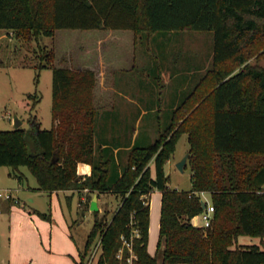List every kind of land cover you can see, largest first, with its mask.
<instances>
[{
	"label": "trees",
	"instance_id": "obj_1",
	"mask_svg": "<svg viewBox=\"0 0 264 264\" xmlns=\"http://www.w3.org/2000/svg\"><path fill=\"white\" fill-rule=\"evenodd\" d=\"M0 29L28 40L53 36L59 29L132 30L135 36L212 31L215 86L199 105L211 104L208 125L194 121L195 110L176 129L179 111L194 106L193 101L182 103L153 144L130 149L120 174L113 170V156H97L96 72L53 66L51 128L31 120L28 129H0V166L11 167L20 180V167H28L40 190L78 192L84 196L83 215L95 193L120 198L110 219L108 212L94 211L77 264H88L98 238L101 252L94 264H130L129 250L121 259L118 252L122 236L130 239L134 231L139 232L133 239L134 264H264V65L252 64L248 54L264 40V0H0ZM53 60L49 52L43 67ZM230 60L240 69L227 67ZM185 132L194 152L189 191L171 189L165 172ZM154 190L162 192V214L157 252L151 255L147 247ZM202 192L215 208L207 229L192 223L204 210ZM241 236L258 237L261 244H241Z\"/></svg>",
	"mask_w": 264,
	"mask_h": 264
},
{
	"label": "rangeland",
	"instance_id": "obj_2",
	"mask_svg": "<svg viewBox=\"0 0 264 264\" xmlns=\"http://www.w3.org/2000/svg\"><path fill=\"white\" fill-rule=\"evenodd\" d=\"M113 32L125 36L118 43L119 47L122 48V53L126 55L129 53V63L131 66L133 65V61L136 64L135 72L130 71L128 74L130 83L138 80H134V77H143L147 84L157 82V80H160L159 77H161V74L157 72V65H161L162 68L167 66L166 70L168 71H164L167 74H169L171 68L174 73L170 84H165L162 79L161 82L159 81L160 85H162L159 89H156L154 92L142 93L146 96V106L151 111V114L146 115L143 119L144 122L140 125L137 145L149 146L153 144L158 139L160 132L166 130L172 124L174 111H177L178 107L186 101H193L194 106L188 110L181 109L179 111L180 116L177 117L175 122L176 129L181 128V125L188 121V117L195 110L199 113L198 119L194 121H200V123L208 125L210 110L208 106L211 107V104L208 103V105L202 108L199 105L201 102L207 100L215 86V80L211 75L214 46V33L212 31L183 30L179 32L155 33L150 36L140 34L135 36L136 43L133 42L135 33L132 30H113ZM3 33H5V29H0V129H14L16 118L23 121V125L20 128L28 129L32 126L31 120H37L42 128L50 129L52 126L53 104L52 67L77 69L85 64H92L93 59L97 57L101 49L98 39L101 37L104 41L105 45L103 44L101 50H105L109 45L105 35H108L109 32L105 29H59L53 36L40 35L30 40L25 39L22 34L16 31H12L11 39L7 34L3 36ZM263 50L264 40L254 44L250 48L248 54L252 64L264 65ZM49 52L54 54V60L50 66L43 67V64L48 63L47 55ZM152 66L156 68L153 70ZM226 66L236 70H239L241 67L235 60H230ZM37 74H39L38 82L36 81ZM129 96L131 97L133 94L130 93ZM175 97L179 101V104L176 109H173L171 120L168 123L160 122L155 132L153 131L152 133L151 129L155 127L153 121L155 120L156 113L169 111L167 106L160 110H157V108L152 109L150 107L152 102L160 99L161 102L168 105ZM95 100L94 89V104L98 112V118V115L103 111L105 106H99V103ZM115 109L116 111L118 110L117 107ZM131 119V117L126 119L129 122L127 124L115 123L114 126L117 128L124 127L125 134L126 131H130L131 133L132 130L130 129L134 126ZM196 122L193 123L194 126ZM102 125L103 122L101 121L100 126ZM146 136L147 139H145ZM187 137L189 138V132H185L181 136L175 152L165 164L166 175L170 178L168 185L171 189L185 191L192 189V160L194 152L191 151ZM129 151L124 163L119 165L121 170H123L128 162ZM187 154H189L187 163L184 170L181 171L177 164ZM150 165L153 171L152 175H155L153 161ZM23 168L30 175L31 181L37 184L36 178L29 171L28 167L23 166ZM106 194H102L104 195V211L99 213L103 215L105 212H108L110 219L119 205L120 199ZM67 195H71L70 200L67 199ZM67 195L60 193L59 198H57L55 207L57 208V221L61 225L71 224L70 231L75 239V242H73L83 249L87 237L93 228L95 213L92 210H87L83 215L79 207V194L71 192ZM206 198L208 202H211L210 195L207 194ZM47 201L44 203L49 206ZM161 214L162 192L154 190L150 196V222L147 247L151 255H155L158 248L161 231ZM194 222L197 225L202 224L199 215L196 216ZM255 242L258 245L261 244L259 238H256Z\"/></svg>",
	"mask_w": 264,
	"mask_h": 264
},
{
	"label": "crops",
	"instance_id": "obj_3",
	"mask_svg": "<svg viewBox=\"0 0 264 264\" xmlns=\"http://www.w3.org/2000/svg\"><path fill=\"white\" fill-rule=\"evenodd\" d=\"M105 30L109 32L108 35H105L108 40V47L103 51L101 50L105 43L100 37L98 42L101 49L97 57L93 59L92 64H85L78 68H88L96 72L95 101L99 103V106H105L97 118L95 133L97 156L102 155L104 158L113 156L116 161L113 170L116 169L121 174L119 165L124 163L128 151L137 144L140 125L144 122V117L151 114L146 106V96L142 93L154 92L159 89L162 86L160 85L162 79L165 84H170L174 73L172 68L169 74L164 72L168 71L166 70L167 66L163 68L161 65H157V68L152 66L153 70L156 68L157 72L161 74V77L158 76L160 80L147 84L143 77H134V80H138L130 83L128 74L130 71L135 72L136 64L133 61L131 66L129 53L127 55L122 53V48L119 47L118 43L125 36L118 35V33L113 32V29ZM6 34L10 39L12 38V30H5L3 36ZM133 39V42L136 43L135 35ZM137 75L139 76V74ZM130 93L133 94L131 96L133 98L129 96ZM178 104L179 101L176 97L168 105L161 102L160 99L152 102L150 106L152 109L157 108V110H160L166 106L169 109L165 113H156L153 121L155 127L151 129L152 133L155 132L160 122L168 123L171 120L173 109H176ZM116 107L118 108L117 111ZM129 117L132 118L131 122L134 123L133 128L130 129L132 130L131 133L126 131L125 134L124 127L117 128L114 126L115 123H121L122 125L129 123L126 120ZM101 121L103 122L102 126H100ZM145 139H147V136ZM82 168L88 170L86 165H83ZM11 171V167L0 166V189H9L19 200V203L15 204L0 199V264H77L80 262L82 247L74 243L75 239L70 231V223L58 224L57 208H55L60 193L67 195L72 191L46 192L39 189L38 182L35 184L31 181L30 175L23 166L20 167V172L23 174L22 180L12 175ZM106 195L120 199L113 193H107ZM103 196L98 195L97 199L100 213L104 211ZM70 198L71 195H67V199L70 200ZM82 198L84 196L79 194V201ZM46 200H48L49 206L44 203ZM53 209H55L54 213ZM89 210L91 209L89 208ZM195 218L196 216L192 219V223L197 226L194 222ZM256 238L258 237L241 236L239 242L253 245L257 244L255 242Z\"/></svg>",
	"mask_w": 264,
	"mask_h": 264
},
{
	"label": "built area",
	"instance_id": "obj_4",
	"mask_svg": "<svg viewBox=\"0 0 264 264\" xmlns=\"http://www.w3.org/2000/svg\"><path fill=\"white\" fill-rule=\"evenodd\" d=\"M206 195L207 193L205 192L201 193L202 202L206 204V207L204 208L202 213L199 214L202 224L197 225L203 229H207L211 226L213 218H214V211H215V208L212 202L207 201ZM0 199L11 201L15 204L19 203V200L12 194V192L9 189H0ZM0 208H1V205H0ZM138 236H139L138 231H134L130 239L126 238L125 236H122L123 246L120 248L118 252V257L120 259L123 257V253L125 249H128L130 252L129 257L127 258V261L130 264H134V261L138 259L133 249V239L134 237H138ZM100 252H101V238H98L97 241L93 244L91 251L89 253L88 264H94L97 258L99 257Z\"/></svg>",
	"mask_w": 264,
	"mask_h": 264
},
{
	"label": "water",
	"instance_id": "obj_5",
	"mask_svg": "<svg viewBox=\"0 0 264 264\" xmlns=\"http://www.w3.org/2000/svg\"><path fill=\"white\" fill-rule=\"evenodd\" d=\"M21 125H22V121H21L20 119L16 118V119H15V128H19V127H21ZM188 156H189V154H187V155L183 158V160L180 161V162L177 164L178 168H179L181 171L184 170V167H185V165H186V163H187ZM97 199H98V195H97V194H94L93 199H92V201H91V205H90V209H91L92 211H98V210H99V208H98V204H97ZM205 207H206V204L203 203V208H205Z\"/></svg>",
	"mask_w": 264,
	"mask_h": 264
}]
</instances>
